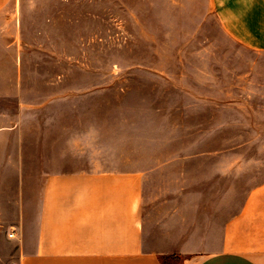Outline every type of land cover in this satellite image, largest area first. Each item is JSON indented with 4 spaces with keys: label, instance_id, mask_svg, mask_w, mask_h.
Listing matches in <instances>:
<instances>
[{
    "label": "rangeland",
    "instance_id": "374dc122",
    "mask_svg": "<svg viewBox=\"0 0 264 264\" xmlns=\"http://www.w3.org/2000/svg\"><path fill=\"white\" fill-rule=\"evenodd\" d=\"M190 1L73 0L71 20L46 19L43 4L15 31L0 21V130L26 127L23 164L0 137V183L20 173L8 183L36 190L30 127L46 121L51 93H92L68 102L113 128V154L151 172L153 199L177 172L201 209H237L264 183V51Z\"/></svg>",
    "mask_w": 264,
    "mask_h": 264
},
{
    "label": "crops",
    "instance_id": "0c3cea01",
    "mask_svg": "<svg viewBox=\"0 0 264 264\" xmlns=\"http://www.w3.org/2000/svg\"><path fill=\"white\" fill-rule=\"evenodd\" d=\"M72 2L0 0V21L15 31L16 19L23 26L43 4L51 10L46 19L71 20ZM190 2L213 13L241 44L264 51V0ZM89 94L51 93L46 121L30 127L43 165L36 190L8 183L20 173L1 177L0 264H162V255L176 264H264V183L237 209L216 213L201 209L198 190L183 188L177 172L166 173L176 183L153 199L151 172L113 154V128L68 102ZM25 128L18 120L0 130L18 153L17 165L24 163Z\"/></svg>",
    "mask_w": 264,
    "mask_h": 264
},
{
    "label": "trees",
    "instance_id": "16d2710c",
    "mask_svg": "<svg viewBox=\"0 0 264 264\" xmlns=\"http://www.w3.org/2000/svg\"><path fill=\"white\" fill-rule=\"evenodd\" d=\"M162 264H176V259L174 256H164L160 257Z\"/></svg>",
    "mask_w": 264,
    "mask_h": 264
},
{
    "label": "built area",
    "instance_id": "2783aa9c",
    "mask_svg": "<svg viewBox=\"0 0 264 264\" xmlns=\"http://www.w3.org/2000/svg\"><path fill=\"white\" fill-rule=\"evenodd\" d=\"M14 235V231L9 233V236H13Z\"/></svg>",
    "mask_w": 264,
    "mask_h": 264
}]
</instances>
